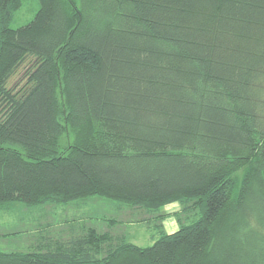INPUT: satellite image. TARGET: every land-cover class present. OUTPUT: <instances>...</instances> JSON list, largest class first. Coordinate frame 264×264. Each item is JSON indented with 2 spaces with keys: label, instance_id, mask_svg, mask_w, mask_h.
<instances>
[{
  "label": "trees",
  "instance_id": "1",
  "mask_svg": "<svg viewBox=\"0 0 264 264\" xmlns=\"http://www.w3.org/2000/svg\"><path fill=\"white\" fill-rule=\"evenodd\" d=\"M38 1L13 29L24 0H0V207L182 215L146 247L89 229L0 264H264V0Z\"/></svg>",
  "mask_w": 264,
  "mask_h": 264
},
{
  "label": "rangeland",
  "instance_id": "2",
  "mask_svg": "<svg viewBox=\"0 0 264 264\" xmlns=\"http://www.w3.org/2000/svg\"><path fill=\"white\" fill-rule=\"evenodd\" d=\"M40 8L38 0H24L23 7L14 15L11 23V28L18 29L29 24L35 17L36 13ZM29 60L22 64L14 73L9 80V87H21L24 82V75L29 66ZM177 204V209H166L163 208V216L161 218L156 215H148L146 211H139L132 209L130 206L123 205L113 200L105 199L99 196L89 197L87 200L82 202H75L74 204H67L64 207L49 205L46 207L49 211L56 212L55 217L49 216L37 219V214L33 213L30 209L26 211V205L22 203H11L0 207V234L16 235L0 237V252L12 253V252H28L27 249L31 242V234L42 233L47 234L40 239L36 236L35 241L31 249L36 247L43 251L49 248H54L58 243L65 242L68 236V226L65 229H57L60 225L72 224L75 220L83 219V233L89 229H95L87 225L91 222L95 229L99 233L110 234L126 242L136 244L141 247L151 245L156 237L157 226H161L164 229V222L167 219L180 217L182 214L180 204ZM36 214V216H35ZM66 218V219H65ZM112 220H116V223H112ZM102 224L111 225L113 227L111 232H103ZM62 225V226H63ZM73 226V225H71ZM179 226V223H178ZM42 231H36V228ZM77 228V227H76ZM55 230V231H54ZM49 232V234H48ZM66 233V234H65ZM82 233V234H83ZM114 233V234H113ZM76 236V235H73ZM13 237V238H12ZM65 240H64V239ZM68 241V240H67ZM38 243V245H36ZM48 243V244H47ZM45 244H47L45 246Z\"/></svg>",
  "mask_w": 264,
  "mask_h": 264
},
{
  "label": "crops",
  "instance_id": "3",
  "mask_svg": "<svg viewBox=\"0 0 264 264\" xmlns=\"http://www.w3.org/2000/svg\"><path fill=\"white\" fill-rule=\"evenodd\" d=\"M49 205H51L52 206V204H46V205H44V208H42V207H37V208H29V207H27V208H25L26 209V211H29L30 209H32L31 211L33 212V213H36V212H38V213H36L37 214V216H36V214H35V216L37 217V219H42L43 217H49V216H52V217H55V215H57V209H56V212H55V210L54 211H49V210H47L46 209V207L47 206H49ZM55 206V205H54ZM177 204L176 203H173V204H170V205H168L167 207H166V209H171V208H173V209H177ZM66 219V218H65ZM168 221L166 222V224H165V222H164V229H165V231H166V233H168V234H172V233H174V232H176L178 229H179V226H178V222H177V218H176V216L175 217H171V218H169V219H167ZM83 222H84V218L83 219H78V220H75L72 224H65V226L63 225H60L57 229H55V230H59V229H65L67 226H68V234L66 235V236H68L67 238H65V239H67V240H69L70 238H72V236L73 235H80V234H82L83 233ZM100 224H101V226H102V231L105 233V232H111L112 231V229H113V227L111 226V225H106V224H102L100 221H98ZM71 225H73V226H71ZM87 225H89L90 227H93V228H95V229H98L99 230V228H97V227H95V225L93 224V223H91V222H88L87 223ZM77 227V228H76ZM37 229H38V227L36 228V231L35 232H38V231H42V230H38L37 231ZM54 230V231H55ZM112 233V232H111ZM48 234H49V232H48ZM66 234V233H65ZM114 234V233H113ZM47 234H45L44 232H43V235H42V233H36V234H31V236H28L29 238H31V242H28V243H25V244H29V246H28V248L27 249H30L31 251H29V250H27L28 252H32V251H39V249L38 248H36V247H39V246H36L35 247V249H31V247L33 246V242L35 241V239H40L41 240V238L43 237V236H46ZM6 236H16V235H14V234H12V235H6V234H0V237H6ZM35 236L37 237V238H35ZM13 238V237H12ZM64 239V238H63ZM64 239V240H65ZM66 240V241H67ZM48 244V243H47ZM47 244H45V246L47 245ZM36 245H38V243L36 244Z\"/></svg>",
  "mask_w": 264,
  "mask_h": 264
}]
</instances>
